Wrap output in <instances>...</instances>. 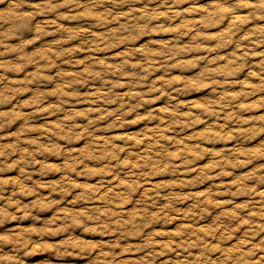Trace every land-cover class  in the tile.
<instances>
[{
	"label": "clouds",
	"instance_id": "1",
	"mask_svg": "<svg viewBox=\"0 0 264 264\" xmlns=\"http://www.w3.org/2000/svg\"><path fill=\"white\" fill-rule=\"evenodd\" d=\"M6 6L0 133L24 127L0 145V173L19 168L31 182L38 167L59 180L41 204L39 185L9 192L18 185L0 179V264L41 253L57 264H264V0ZM26 197L37 200L13 202ZM25 222L43 227H13Z\"/></svg>",
	"mask_w": 264,
	"mask_h": 264
},
{
	"label": "rangeland",
	"instance_id": "2",
	"mask_svg": "<svg viewBox=\"0 0 264 264\" xmlns=\"http://www.w3.org/2000/svg\"><path fill=\"white\" fill-rule=\"evenodd\" d=\"M12 2V0H9V4ZM9 11V9L6 7L4 8H0V12H7ZM65 27H78L77 25H65ZM53 41L51 39L49 40H45L42 44H40L38 47L33 48L32 51L33 52H39L42 51L44 48H46L49 44H51ZM233 51H235L233 49ZM222 55H227L230 56L231 53H223ZM189 59L192 57H188ZM31 71H35V68L31 69ZM9 77V80L12 81H18V80H24L27 76L28 73L25 72L23 74H7ZM179 75V73L177 74ZM244 80H247V77L244 78ZM14 86V85H13ZM237 91L239 89H236ZM31 95H27V96H22L20 98V103H24L26 100L30 99ZM193 101L199 102L202 97H192L191 98ZM252 103H255V101H252ZM14 107V106H13ZM159 108H164L165 106L163 104L158 105ZM0 111H11V107H0ZM47 124H52L55 125L56 124V119H52V120H43L40 123V127H44ZM24 127L23 123L21 122L20 124L16 125L14 128L8 130L7 132L4 133H0V135L2 136H6L8 137V139H3L0 140V145H7V144H14L15 143V139L14 137L21 131V129ZM198 130H202V129H198ZM33 138L32 136H27L24 137L23 139H31ZM225 146H230V145H225ZM24 150V149H22ZM19 159V156H13L8 158L5 163L6 164H10L12 163L14 160ZM47 164L52 165V164H56L58 163V161L54 160V159H49L46 161ZM204 165H201V167H203ZM29 171L33 172L34 175L32 176V181H26L23 179V177L21 176V171L19 168H17L16 170H11L5 173H0V179H4V180H10L15 182L18 187L17 188H10L9 192L11 191H22L25 189H32L34 184L35 185H39L40 186V197L38 198L41 202V204H47V203H51L52 200L56 199L55 195H51V199H45L46 197L50 196V190L47 188L48 184H52V183H56L59 180V177H49V178H41L38 175H36L35 173L39 171V168H35V169H29ZM246 172H242L237 176L234 177H230L227 180L223 181L224 183H231V184H235L239 181L241 176L246 175ZM190 178V177H189ZM207 188L201 189L200 191H207ZM37 200V197H26L24 198L22 201L21 200H14L13 202L15 203H21L23 207H27L30 204L35 203ZM218 203H224L223 199H220L217 201ZM69 203H71L69 201ZM230 210V207L229 209ZM71 211V209L67 206V205H63V206H58L55 208V210L52 213H43L41 214V219L44 221V224L49 223L50 221H52L55 217L57 213H65ZM129 211H133V209H129ZM26 224H17L14 225L13 227L15 228H23V229H34L37 227H43V225H35V224H31L29 222H25ZM180 227L179 224H177L175 227L168 229L170 231H175L176 228ZM199 227L202 228H206L209 227V225H199ZM159 239V237L157 238ZM243 239V235L240 236V238L236 241H234L231 245H229V247H235L237 244L240 243V240ZM262 239H264V237H262ZM255 242V241H254ZM46 244H51V243H56V241H45ZM34 247H39L38 245L34 246ZM126 259H136V257L134 256H128L126 257ZM28 264H57V261L55 260V258L48 253H41L40 255L34 256V257H29L28 258ZM65 264H82L81 261H72L71 258H68V261L65 262Z\"/></svg>",
	"mask_w": 264,
	"mask_h": 264
}]
</instances>
